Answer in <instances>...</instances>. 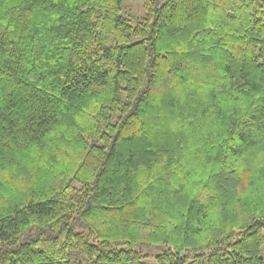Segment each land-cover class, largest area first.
Returning <instances> with one entry per match:
<instances>
[{"label": "trees", "instance_id": "16d2710c", "mask_svg": "<svg viewBox=\"0 0 264 264\" xmlns=\"http://www.w3.org/2000/svg\"><path fill=\"white\" fill-rule=\"evenodd\" d=\"M0 0V264H264V0Z\"/></svg>", "mask_w": 264, "mask_h": 264}, {"label": "rangeland", "instance_id": "374dc122", "mask_svg": "<svg viewBox=\"0 0 264 264\" xmlns=\"http://www.w3.org/2000/svg\"><path fill=\"white\" fill-rule=\"evenodd\" d=\"M147 0H123L122 14L131 19H141L145 15L144 4ZM264 234V229L262 230ZM159 247L145 248L146 254L144 261L146 264H156L155 255L160 252Z\"/></svg>", "mask_w": 264, "mask_h": 264}]
</instances>
